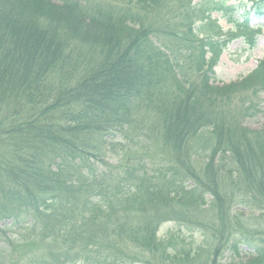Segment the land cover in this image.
Masks as SVG:
<instances>
[{"label":"trees","instance_id":"16d2710c","mask_svg":"<svg viewBox=\"0 0 264 264\" xmlns=\"http://www.w3.org/2000/svg\"><path fill=\"white\" fill-rule=\"evenodd\" d=\"M182 1L0 0V264H264V232L232 214L264 211V127L242 125L264 59L213 86L255 33Z\"/></svg>","mask_w":264,"mask_h":264},{"label":"rangeland","instance_id":"374dc122","mask_svg":"<svg viewBox=\"0 0 264 264\" xmlns=\"http://www.w3.org/2000/svg\"><path fill=\"white\" fill-rule=\"evenodd\" d=\"M177 5H182V0H175ZM194 6L200 10H205L206 15L210 14L211 19L217 22V25L221 28L224 34L237 31V25L247 22L249 29L255 33L256 44L253 48H250L249 43L244 39H237L232 41L226 49H224L220 56L218 64L213 68V74L211 76L210 83L213 86L222 87L229 85L249 75L257 66V63L264 58V6L258 8L255 4L247 0H193ZM35 15L39 17V13L35 12ZM207 24V23H206ZM197 27H200L198 22ZM209 27H204V32L207 33ZM256 103L258 104V112L251 117H246L242 121V125L249 131H260L264 127V94H260ZM240 125V124H238ZM137 132V131H133ZM129 137V135H127ZM143 140V137H139V140ZM108 142H114V140H108ZM116 142V141H115ZM114 142V143H115ZM117 153H120L118 146L114 147L111 153H109V162L111 164H117ZM111 155V156H110ZM225 162L227 166L231 167V170L235 168L231 158H226ZM233 168V169H232ZM229 180L225 178L221 180L220 186L224 191L232 188L227 185ZM227 182V183H226ZM236 213V214H235ZM232 214L243 223L247 224L250 228L264 232V211L251 210L248 207L239 206L233 209ZM3 227L2 225H0ZM174 223L163 224L159 229V235L165 236L169 229H176L174 232L179 235L180 238H184L187 243H194L195 245L203 244V247L207 244L206 239L197 232H189L188 230L181 228ZM15 230H5L6 238L10 239V233L13 234ZM1 242V241H0ZM1 245V243H0ZM6 248V247H5ZM252 250L241 244L239 246L238 260L246 262L248 260ZM206 255V253L204 254ZM232 257L229 253L219 258L220 262L224 263L228 258ZM204 259L200 258V261ZM11 262L9 258V263Z\"/></svg>","mask_w":264,"mask_h":264}]
</instances>
